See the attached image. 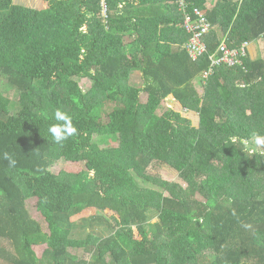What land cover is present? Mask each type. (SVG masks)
Returning <instances> with one entry per match:
<instances>
[{
  "label": "trees",
  "instance_id": "1",
  "mask_svg": "<svg viewBox=\"0 0 264 264\" xmlns=\"http://www.w3.org/2000/svg\"><path fill=\"white\" fill-rule=\"evenodd\" d=\"M44 1L0 0V78L19 94L14 110L0 91L4 263L264 264V150L241 143L264 135V57L210 58L224 36L230 47L264 39V0H188L214 26L196 58L176 0H107V16L102 0ZM170 97L182 110L160 112ZM57 109L77 129L63 143L48 132ZM102 115L109 122L92 126ZM60 160L86 169L56 173ZM154 162L186 187L149 174ZM87 208L96 213L72 220ZM35 244L47 245L42 256Z\"/></svg>",
  "mask_w": 264,
  "mask_h": 264
},
{
  "label": "rangeland",
  "instance_id": "2",
  "mask_svg": "<svg viewBox=\"0 0 264 264\" xmlns=\"http://www.w3.org/2000/svg\"><path fill=\"white\" fill-rule=\"evenodd\" d=\"M15 3L17 4H22L25 6H29V7H34V8H44L45 6H47V2H45L44 0H14ZM212 5H209V8H211ZM220 35L222 36V33H220ZM260 40V39H259ZM260 45L258 48V51L261 55H263L262 57H264V39H261L259 41ZM140 77L139 76H133V81L135 83H140ZM7 81L0 78V91H2L5 95H7L8 97H10L12 99L11 103H10V108L11 109H17L18 108V101L17 99L19 98V94L18 91L14 88H10L7 85ZM81 86L84 89H88L91 86V81L89 79H82L80 81ZM195 86L197 88V90L199 92L202 91V86L198 83L195 82ZM147 94L143 93L142 94V98L146 99ZM115 102H111V101H105L104 103V109L106 111H110L112 108L116 107ZM118 105V104H117ZM168 107H172L176 110H182V106L179 104L178 101H176L173 98H169L167 100V102H165L159 109L160 112L165 111ZM185 112V111H184ZM188 116L190 118H192L194 124H198V114L195 112H189ZM109 122V117L108 115H102L100 117L99 120L97 121H93L92 122V126H94L95 128L98 127H103L104 125H106ZM111 138H109V140H107L110 144L112 145H117V136L111 134ZM260 150H264V147H262ZM53 171L56 173H59L61 171H67V172H80L82 170L86 169V166L84 165V163L82 162H69L66 160H60L59 162H57L53 167H52ZM147 172L149 174H153L155 176L161 177L163 179H168L174 183H177L181 188H185L187 183L180 180L178 173L175 169L167 166V165H163L160 164L159 162H154L152 163L148 169ZM198 197L200 199H203L201 195L197 194ZM27 208L28 210L31 212V214L41 220L44 224V227L47 228V224L46 222L43 220L41 213L39 212V210L37 209V200L36 198H30L29 200H27ZM96 213V209L95 208H87L85 210H83L81 213L76 214L75 216L72 217L73 221H79V219H82L85 216H90ZM150 229V228H149ZM0 245H4L7 247L12 246L10 241H7L4 238L0 237ZM47 245L46 244H35L34 245V249L36 251V253L38 254V256H42L44 250L46 249ZM82 251V250H81ZM80 250L75 252L78 255L84 256V257H88L87 254H84L83 252H81ZM5 261L0 258V264H7L4 263Z\"/></svg>",
  "mask_w": 264,
  "mask_h": 264
},
{
  "label": "built area",
  "instance_id": "3",
  "mask_svg": "<svg viewBox=\"0 0 264 264\" xmlns=\"http://www.w3.org/2000/svg\"><path fill=\"white\" fill-rule=\"evenodd\" d=\"M180 10L185 13L184 26L190 33V39L188 43V49L193 58L204 54L208 46L205 42V37L214 28L213 24L209 20V17L204 9L199 6H193L188 0H176ZM103 13L107 16V0L101 1ZM192 5V6H191ZM188 7H192L188 10ZM250 42L245 40L240 47H230L227 42V37L221 39V43L216 53L210 56L212 65L227 64L229 66L243 65L245 58L249 54ZM212 72V69L205 73V77Z\"/></svg>",
  "mask_w": 264,
  "mask_h": 264
},
{
  "label": "clouds",
  "instance_id": "4",
  "mask_svg": "<svg viewBox=\"0 0 264 264\" xmlns=\"http://www.w3.org/2000/svg\"><path fill=\"white\" fill-rule=\"evenodd\" d=\"M54 119L58 123L52 124L48 128V132L56 143H63L76 134L77 129L73 125L72 117L69 114L57 109L54 113ZM241 143L245 148H249L250 145H255V150H259L264 147V135L254 133L251 140L242 139ZM4 158L9 161L10 166H15L16 161L8 153L4 154Z\"/></svg>",
  "mask_w": 264,
  "mask_h": 264
},
{
  "label": "crops",
  "instance_id": "5",
  "mask_svg": "<svg viewBox=\"0 0 264 264\" xmlns=\"http://www.w3.org/2000/svg\"><path fill=\"white\" fill-rule=\"evenodd\" d=\"M212 5L213 6V4H215V1L214 0H209L208 1V3H207V7L209 8V5ZM261 40V39H260ZM260 40H258L257 42H250V46H249V56L250 57H252V58H256V57H258L259 55H261L260 53H259V51H258V48H259V45H260V43H259V41ZM261 56H263V55H261ZM196 83L198 84V82L196 81ZM201 92H203V91H201ZM180 104V103H179ZM181 105V104H180Z\"/></svg>",
  "mask_w": 264,
  "mask_h": 264
}]
</instances>
